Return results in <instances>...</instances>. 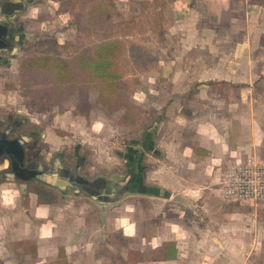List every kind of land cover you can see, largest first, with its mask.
Returning <instances> with one entry per match:
<instances>
[{"label":"rangeland","instance_id":"obj_1","mask_svg":"<svg viewBox=\"0 0 264 264\" xmlns=\"http://www.w3.org/2000/svg\"><path fill=\"white\" fill-rule=\"evenodd\" d=\"M24 1L28 5L32 0ZM242 1L233 0L228 20L237 22L234 41L247 35L252 42L247 46L241 68L239 64L233 67L237 69L236 77L230 78L223 75L230 68L232 60L229 59L233 58L230 55L236 54L239 46L223 42L229 37V29L224 23L213 25L202 10L197 21L191 20L195 15L191 13L185 22L175 24L169 13V0H105L113 23L107 31L125 41L123 61L126 76L135 90L129 108L111 111L99 100L98 90L92 88L88 115L77 109L75 92L54 106L25 95L18 87V64L40 39L53 37L64 44L86 37L78 29V24L88 25L86 11L90 0H35L42 4L40 11L43 12L39 16L47 23L43 26H32L28 22L31 18L25 19L17 14H0V24L9 25L13 31V38H10L12 48L0 49L5 61L0 65V117L6 118L3 124L10 125L7 127V131L13 132L7 134L10 138L22 134L21 137L27 140L25 155L18 160L25 164L33 162L42 169L50 168L58 161L62 169L73 170L83 178L77 190L69 185L63 191L36 179H31L23 187L25 192H29L33 183H39L53 190L58 196L57 202L63 206L80 209L77 215L72 216L75 224L81 227L79 237L49 240L31 236L35 234L34 224L25 215L24 208L16 206L13 201L8 204L2 201L5 193L9 195L7 187L10 181L0 177V264H63L60 257H63V251H66L70 264H150L146 261L153 254L145 250L144 255L140 249H148L152 244L147 238H130L127 234L136 229L139 233L151 232L156 226L169 224L166 217L179 216L182 210L178 197L171 198V191H162L148 183L143 173L138 172L144 169V153L148 150L144 146L148 141L145 137H149L151 132L161 134V130L169 126V123L162 126L166 119L164 112L159 113L149 105L151 99L163 97L159 90H170L171 86L179 84L188 86L189 92L178 96L187 106L193 107L191 115L195 113L194 118L197 115L199 120L211 119L222 124L229 117L230 121L243 119L246 123L237 127L238 137H235L248 141V145L251 136L262 137L260 143L254 144L256 152L253 153L264 157V15H246ZM27 19L28 23H24ZM246 26L247 30L243 29ZM18 35L20 40L16 41L14 37ZM197 37L202 38V45L191 41ZM183 38L190 45H184ZM161 65L190 72L176 82L171 77L166 79L162 76H156L152 82L147 81L146 75L159 71ZM211 67L216 69L213 79L200 76ZM208 86L210 90H207ZM197 88L202 89L200 96L196 95ZM150 89L157 90V94H149ZM141 91L148 95L145 101L137 94ZM212 102L237 103V107L232 111L224 107L218 109ZM182 123L184 121L178 124ZM1 149L0 155H6L7 159H1L0 171H13L8 168L9 160L14 157L12 151L6 153L7 149ZM145 187L144 191L141 190ZM218 188L219 183L214 193L222 199ZM160 192L165 199H160V195L156 197ZM96 196L103 202L96 200ZM222 200L227 201L228 210L237 215L231 218L233 228L238 227L250 236L247 237L246 253L229 255L227 260L223 257L225 259L220 264L225 261L260 264L264 258V205L246 200ZM202 210L208 214L207 210ZM188 211L191 212L190 209ZM114 218L122 224L133 220V230L125 228L124 232L123 228L117 229L118 224L114 226L112 222ZM194 224L187 221L185 226ZM202 224L207 228L206 222ZM236 240L238 238L232 239L241 245ZM71 242L83 247L85 252H71L70 258L67 248ZM130 250L135 252L131 254ZM139 259L142 261L137 262Z\"/></svg>","mask_w":264,"mask_h":264},{"label":"crops","instance_id":"obj_2","mask_svg":"<svg viewBox=\"0 0 264 264\" xmlns=\"http://www.w3.org/2000/svg\"><path fill=\"white\" fill-rule=\"evenodd\" d=\"M22 1L24 0L20 2ZM34 1L32 0L31 4L28 5L24 3L25 1L22 2L23 6L17 16L32 19L30 21L27 19L24 23L29 22L32 26L40 24L43 26L47 23L39 16L40 12H43L40 11L42 4ZM250 1H242L245 5L246 15L248 14L250 17L264 15V1ZM169 3V13L175 24L185 22L191 13L195 14L191 20L197 21L202 10L205 18L213 25L224 23L225 28L229 29V37L224 38L223 42L226 45L233 43V45L239 46V49L236 54L230 55L233 57L229 59L232 60L229 65L230 68L223 76L235 78L237 69H233V67L239 64V68H241V61L245 60L247 46L252 42V39L244 34L246 36L234 41L237 22L234 19L228 20L229 14H232L233 0H169ZM241 28L240 25L239 30ZM243 29L247 30V26ZM201 39V37H197L191 41H195L197 45H202ZM183 41L185 42L184 45L187 43L190 45L188 40L183 38ZM58 42L63 44L62 41L58 40ZM211 42L213 41L211 40ZM4 62L0 61V65H3ZM209 69L210 71L202 72L200 76L206 79L209 78V80L213 79L215 77L214 70L216 69L215 67ZM189 72V70H173L170 66L161 65L159 71L146 75V79L152 82L156 76H162L166 79L171 77L173 82H176V79H181L186 74L188 76ZM238 75L240 78L243 77L241 72ZM207 88H209L207 90H210L209 86ZM187 90H189L188 86L181 84L171 86L170 90H159L163 97H160V99L156 97L149 101V105L160 111L159 113L164 112L166 119L162 126L166 123H169V126L165 127L164 131L161 130V134L157 132L154 135L151 132L149 137H145L148 141L145 140L147 143L145 142L144 146L148 150L144 153V169H139L138 172L143 173L148 183L160 187L162 191H171V198L178 197L182 208L179 216L166 217L165 221H169L167 225L153 227L154 229L151 232L142 231V233H139L136 229L133 232L126 233L130 238L136 236L147 238L149 244H152L148 249H140L144 255H146V251L153 254V257L148 258L150 260L146 261L150 264H220L225 259L223 257H226L225 260H227L229 255L243 254L248 250L246 243L247 237L250 235L238 227L233 228L231 218H236L237 215L228 210V202L217 198L214 192H216V184L220 182L226 167L241 162L250 155H256L253 153L256 152L254 144L260 143L262 137L251 136L250 145L246 140H237V127L241 123L244 125L246 123L241 118L240 121H230L229 117L227 122L222 124H217L211 119L199 120L197 115L194 118L195 113L191 115L190 112L193 107L187 106L182 101L183 98L178 96L179 93H188ZM200 92L202 93V89L197 88L196 95L200 96ZM137 94L144 101L147 99L145 91ZM149 94L156 95L157 90L150 89ZM212 103L218 109L224 107L223 109L229 111L235 110L237 107V103L232 104L231 102L227 104L222 102ZM190 117L192 121L189 120ZM4 119L6 118L0 117V149L6 148L5 152L8 153V150L18 148L19 154H21L19 156L23 157L26 152L24 146L27 140L25 137H21L22 134H20V137L10 138L7 134L13 132L11 130L10 132L7 131V127L9 128L10 125L3 124ZM183 121L182 125L178 124ZM19 156L16 155L13 160H9L8 168L9 170L12 168L13 171H0V177L4 176L5 179L10 181L7 187L9 195L5 193V199H2V201L5 204L13 201L16 206L24 208L25 215L30 218L34 227L37 226L36 229L33 227L36 235H31L35 238H49V240L78 238L81 227L75 224L72 216L77 215L80 209L69 207V205L63 206L59 202L40 204L35 193L25 192L23 187L31 179L43 180L38 177L40 169L34 168L33 162L25 164L19 161ZM16 157L17 162H13ZM4 158L7 159L6 155L1 153L0 161ZM260 158L264 159L262 156ZM130 163L134 162L130 161ZM55 165L60 166L58 161L53 166ZM48 184L62 190L57 185ZM11 193L13 195H10ZM156 197L165 199L161 192ZM95 199L103 202L100 197H95ZM25 206H29V208ZM203 208L208 211V214H204ZM188 209L191 210L190 213ZM132 221L129 219L127 223L122 224L119 223V219L114 218L112 220L113 225L118 224L116 228H123L124 232L125 228H129L130 231L133 230ZM187 221L195 224L185 226ZM204 222L207 223V228L202 224ZM234 238H238L236 241L241 245L235 244L232 241ZM82 248L79 245H73L71 242V245L67 248V253L71 258V255L78 250L84 253L85 251ZM38 252H40V249ZM39 256H41L40 253ZM259 263L264 264V258ZM223 264L231 263L225 261ZM244 264H246V261Z\"/></svg>","mask_w":264,"mask_h":264},{"label":"trees","instance_id":"obj_3","mask_svg":"<svg viewBox=\"0 0 264 264\" xmlns=\"http://www.w3.org/2000/svg\"><path fill=\"white\" fill-rule=\"evenodd\" d=\"M86 18L88 25L78 24L86 37L64 44L47 37L34 44L18 64V87L30 98L52 106L75 92L76 107L85 115L89 114L90 90L95 88L99 100L111 111L127 109L132 105L135 87L126 76L125 41L107 31L113 23L105 0H90ZM29 190L37 195L40 204L58 201L53 190L39 183H33ZM60 257L63 264H70L66 251Z\"/></svg>","mask_w":264,"mask_h":264},{"label":"built area","instance_id":"obj_4","mask_svg":"<svg viewBox=\"0 0 264 264\" xmlns=\"http://www.w3.org/2000/svg\"><path fill=\"white\" fill-rule=\"evenodd\" d=\"M218 193L224 200H246L264 205V159L250 155L228 165L219 182Z\"/></svg>","mask_w":264,"mask_h":264},{"label":"water","instance_id":"obj_5","mask_svg":"<svg viewBox=\"0 0 264 264\" xmlns=\"http://www.w3.org/2000/svg\"><path fill=\"white\" fill-rule=\"evenodd\" d=\"M18 147L20 146L18 145ZM11 151H12L11 154L13 156L21 155L19 154L20 152L18 148H16V150L13 149ZM32 165L34 166V168L40 169V175L38 174V177L41 180L51 183L53 185H57L61 187L63 191L66 190L67 186L69 185L77 190L80 187V185L83 183V178L78 176L76 172L73 170H69L65 168L62 169L61 166H57V165L53 166L52 168H46V169L45 168L42 169L41 167H38L34 163Z\"/></svg>","mask_w":264,"mask_h":264},{"label":"flooded vegetation","instance_id":"obj_6","mask_svg":"<svg viewBox=\"0 0 264 264\" xmlns=\"http://www.w3.org/2000/svg\"><path fill=\"white\" fill-rule=\"evenodd\" d=\"M22 2L18 0H0V14L12 16L17 14L22 8ZM18 32V29L16 30ZM13 31H11L10 26L5 24H0V49H11L12 43L10 38H13ZM16 41L20 40L18 35L14 37ZM3 55L0 52V61H3Z\"/></svg>","mask_w":264,"mask_h":264}]
</instances>
